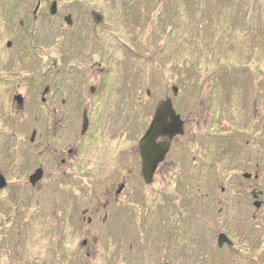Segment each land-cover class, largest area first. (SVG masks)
Instances as JSON below:
<instances>
[{"label":"rangeland","instance_id":"374dc122","mask_svg":"<svg viewBox=\"0 0 264 264\" xmlns=\"http://www.w3.org/2000/svg\"><path fill=\"white\" fill-rule=\"evenodd\" d=\"M0 173V264H264V0H0Z\"/></svg>","mask_w":264,"mask_h":264},{"label":"water","instance_id":"95a60500","mask_svg":"<svg viewBox=\"0 0 264 264\" xmlns=\"http://www.w3.org/2000/svg\"><path fill=\"white\" fill-rule=\"evenodd\" d=\"M51 14H53L55 10V4H52L51 7ZM65 21L67 24H71L70 17H66ZM173 91L176 92V89L173 88ZM15 101L18 103V105L22 104V99L20 96H15ZM167 119L169 121L167 122ZM87 127V119L84 114L83 116V132L85 131ZM182 124L179 120V116L175 114L171 107L170 100H165L161 102V104L158 106L154 120L150 123L149 128L146 130L145 134L142 136V138L139 141V150L140 155L142 158V168L141 173L143 175V178L145 181H149L151 178V175L153 173V169L156 165V163L163 158L165 155L167 149H168V142L163 143H155V139L159 136L161 137H168L171 138L177 134L182 133ZM31 140H33V135L31 137ZM42 176L41 169L36 170L31 176H30V183L31 185H34ZM244 177H250L248 174H244ZM6 186V180L4 176L0 173V190H2ZM258 194H261L260 192L255 193L252 192V195L254 198H257ZM253 205L258 208L260 207L261 203L259 201H255ZM223 242H228L227 238L220 234L218 237V245H221Z\"/></svg>","mask_w":264,"mask_h":264},{"label":"flooded vegetation","instance_id":"af4514ba","mask_svg":"<svg viewBox=\"0 0 264 264\" xmlns=\"http://www.w3.org/2000/svg\"><path fill=\"white\" fill-rule=\"evenodd\" d=\"M94 89H93V87H91V89H90V91L92 92ZM164 99H161L160 101H159V103H157L156 104V106L154 107V110L156 111V109H157V107H158V105L160 104V102L162 101V100H165V99H167L168 98V96H165V97H163ZM83 112H85V111H83ZM86 113V112H85ZM182 120V119H181ZM182 122H183V120H182ZM89 130V120H88V123H87V128H86V130L83 132V130L81 131V129H80V135L81 136H83L87 131ZM36 134V133H35ZM163 139L162 138H157L155 141L156 142H158V141H162ZM138 149V148H137ZM76 153L77 152H75V151H73L72 149H68L65 153H64V150H59V151H57L56 153H55V160H58V161H60V163L62 164V165H64V163L66 162V160L68 159V160H71V159H74L75 158V156H76ZM137 153H138V155H139V152H138V150H137ZM166 154H168V152L166 153ZM165 157H166V155H165ZM58 158V159H57ZM119 165H121V163H119ZM118 164H117V166H119ZM161 165H162V163L161 164H158L157 165V167H156V169H155V172H154V174H153V176L156 174V172L160 169V167H161ZM140 166H141V162H140ZM38 168H40V169H42V177H43V165H39L38 164V167H36L35 169H38ZM117 168V167H116ZM34 169V170H35ZM71 174H74V173H71ZM61 175H63V174H61ZM59 176V175H58ZM153 176H152V179H151V183H152V181H153ZM71 178V177H70ZM70 178H65L64 176H62V177H60L59 176V179H61V182L62 181H71V180H69ZM28 180H29V177H28ZM122 180H124V179H121L120 181H122ZM118 182V181H117ZM151 183H149V184H151ZM126 183L123 181V182H121V186L119 187L120 189L118 190V194H117V192L115 193V195H113L112 197H113V199L116 197V196H118V195H120V193L122 192V190H123V185H125ZM55 189H57V188H55ZM69 197V196H68ZM68 197H65L64 198V200H65V211H67V212H70V211H73L74 213L72 214V212H70V214H71V217H70V219L68 220V222H67V224H69L70 223V226H71V228H72V226H73V223L75 222V216H76V212L75 211H79V210H77L76 208H74V210H69V209H71L72 208V206H73V202H76L75 200H73V199H68ZM154 200H155V197H154V195H152V197H151V199L149 200L150 201V203H153L154 202ZM71 201H72V204H71ZM106 202H108V200L106 201ZM106 202H105V204L103 205V207L105 208V210H107L108 209V207L112 204H110L109 206H107V204H106ZM116 202H117V200H116ZM150 205V204H149ZM111 208V207H110ZM64 210V209H63ZM111 210V209H110ZM81 211V210H80ZM83 209H82V213H83ZM105 212H108V211H105ZM81 220H83L82 218H81ZM92 221V219L90 218V217H88L87 219H86V224H89L90 222ZM65 235H67V240H68V242H67V245L65 244V243H61V244H59V245H64L65 244V246L64 247H66L67 246V248H68V246H72L73 247V244H74V233L71 231V232H68V231H66L65 232ZM82 245L84 246L85 244H86V240H82ZM86 255H88V253L86 254Z\"/></svg>","mask_w":264,"mask_h":264}]
</instances>
